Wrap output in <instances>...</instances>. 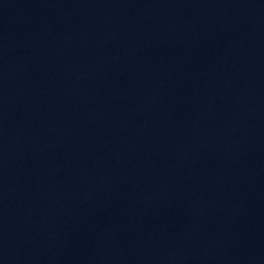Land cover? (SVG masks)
Returning <instances> with one entry per match:
<instances>
[{
    "label": "water",
    "instance_id": "water-1",
    "mask_svg": "<svg viewBox=\"0 0 264 264\" xmlns=\"http://www.w3.org/2000/svg\"><path fill=\"white\" fill-rule=\"evenodd\" d=\"M0 264H264V0H0Z\"/></svg>",
    "mask_w": 264,
    "mask_h": 264
}]
</instances>
